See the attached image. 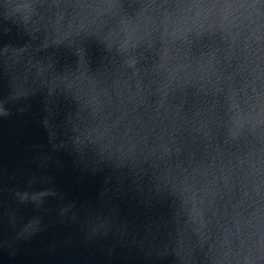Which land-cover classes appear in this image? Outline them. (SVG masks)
Returning a JSON list of instances; mask_svg holds the SVG:
<instances>
[{"label":"water","instance_id":"obj_1","mask_svg":"<svg viewBox=\"0 0 264 264\" xmlns=\"http://www.w3.org/2000/svg\"><path fill=\"white\" fill-rule=\"evenodd\" d=\"M0 264H264V0H0Z\"/></svg>","mask_w":264,"mask_h":264}]
</instances>
